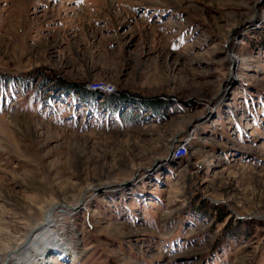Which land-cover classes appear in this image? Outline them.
I'll use <instances>...</instances> for the list:
<instances>
[{"label":"rangeland","instance_id":"374dc122","mask_svg":"<svg viewBox=\"0 0 264 264\" xmlns=\"http://www.w3.org/2000/svg\"><path fill=\"white\" fill-rule=\"evenodd\" d=\"M50 206L48 264H264V0H0V259Z\"/></svg>","mask_w":264,"mask_h":264},{"label":"bare ground","instance_id":"6f19581e","mask_svg":"<svg viewBox=\"0 0 264 264\" xmlns=\"http://www.w3.org/2000/svg\"><path fill=\"white\" fill-rule=\"evenodd\" d=\"M54 208L49 207L44 219L34 227L31 237L19 250L12 252L8 260L0 259V264H48L47 257L52 254H63L73 261L77 259L74 246L52 223Z\"/></svg>","mask_w":264,"mask_h":264},{"label":"built area","instance_id":"2783aa9c","mask_svg":"<svg viewBox=\"0 0 264 264\" xmlns=\"http://www.w3.org/2000/svg\"><path fill=\"white\" fill-rule=\"evenodd\" d=\"M179 153H185L184 147H181Z\"/></svg>","mask_w":264,"mask_h":264},{"label":"trees","instance_id":"16d2710c","mask_svg":"<svg viewBox=\"0 0 264 264\" xmlns=\"http://www.w3.org/2000/svg\"><path fill=\"white\" fill-rule=\"evenodd\" d=\"M84 90V89H83Z\"/></svg>","mask_w":264,"mask_h":264}]
</instances>
